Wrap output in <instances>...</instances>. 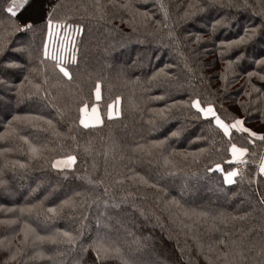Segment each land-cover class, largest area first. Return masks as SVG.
<instances>
[{
	"label": "trees",
	"instance_id": "16d2710c",
	"mask_svg": "<svg viewBox=\"0 0 264 264\" xmlns=\"http://www.w3.org/2000/svg\"><path fill=\"white\" fill-rule=\"evenodd\" d=\"M10 2L0 0V30L25 20L34 30L7 35L0 54V264H264V175L258 171L264 142L249 143L233 130L232 142L249 151L236 183L226 185L220 172L207 168L237 167L228 163L229 138L179 103L198 95L225 122L239 118L264 134V64L258 63L264 29L243 44L221 46L261 25L264 0H28L16 17L5 11ZM50 12L82 27L69 37L76 56L75 63L71 49L66 56L71 80L36 56ZM28 46L31 60L16 51ZM97 82L102 124L84 128L79 109L97 103ZM117 97L119 115L109 118L107 105ZM175 130L179 135L171 136ZM165 138L150 156L136 150ZM29 144L42 149L39 156ZM66 155L76 157L71 169L52 167ZM163 156L174 167L165 169ZM69 198L72 204L60 207ZM39 202L31 214L20 211ZM25 224L56 239L30 236L21 243ZM65 231L75 243L59 235ZM98 232L120 255L97 260L88 246ZM16 249L20 254L9 260Z\"/></svg>",
	"mask_w": 264,
	"mask_h": 264
},
{
	"label": "snow or ice",
	"instance_id": "6c2138e0",
	"mask_svg": "<svg viewBox=\"0 0 264 264\" xmlns=\"http://www.w3.org/2000/svg\"><path fill=\"white\" fill-rule=\"evenodd\" d=\"M28 0H11L9 5L6 7L5 11L11 16L16 17L18 15V9L23 10V8L27 5ZM233 6V5H229ZM125 7H128L125 5ZM164 5L161 4V8H163ZM194 6L192 4L188 5V8L191 9ZM188 13L186 12L185 15ZM142 15L147 16V13H142ZM165 19H167V12L164 13ZM264 15V14H262ZM68 17H65L63 19H54L53 14L50 12L47 14L46 19V39L42 40L41 47L37 50L36 56L39 60V63L44 64L46 61H53L54 67L59 70L60 73H62L63 77L68 78L71 80V73L68 69V67L65 66L67 59L64 55V53L68 52L69 49L72 50V55L70 57V60L72 63L76 62V56H75V40L69 39V37H74L79 35L82 32V27L80 25H74L72 23H68ZM219 23V21H216L211 26L213 30L216 27V24ZM164 27H168L167 24L164 25ZM61 29L64 30V36H60ZM259 29H264V20L261 21V25L253 26L251 28H245L243 35L239 36L238 39L227 41V42H221V46L225 49L231 48L233 46H237L240 44H243L247 39H250L251 36H255L257 31ZM34 30V24L30 20L22 21L21 23H13L11 25V29H3L0 30V54L3 53L6 47V39L5 37L7 35H10L13 32H28ZM168 36L170 38H174L172 36L171 31H169ZM57 39H59L60 43L57 47ZM199 39V37H198ZM17 52L22 53L24 56H26L29 60H31L33 56V51L31 49V46L28 47H20L16 49ZM242 55V54H240ZM240 57L238 56L237 59ZM229 66L233 63V61H229ZM259 64H264V59H261L258 61ZM9 67H22V64L20 63H13L10 64ZM35 71V69H32ZM163 72V69L160 70V72L153 73L152 79H155L157 76L160 75V73ZM249 76H252L253 73L249 72ZM264 79V77H262ZM24 80H28L30 84H32L31 80H29L28 76H24ZM44 83H47V78H45ZM20 87L22 88L23 85L21 84ZM32 88L35 90V94L39 95L43 91V98H47L48 93L46 90L41 89L40 84H32ZM31 95V93H30ZM94 95L95 100L97 103H94L91 106V110L89 112L88 105L85 103L83 107L79 109L81 116L79 119L80 125H82L84 128H89L90 126L99 125L102 123V117L101 113L99 111V101L101 100V88L99 82H97L95 89H94ZM157 99H160L161 97H156ZM119 97L116 98L115 103H119ZM179 103L188 106L196 111L199 118H203L209 122V125H215L216 128L222 131V134L224 137L229 138V152L231 154V160L228 161V163H236V164H246L247 160L244 159L246 154L248 153V148L243 146H237L236 143H233L231 140L233 130L236 133L239 134H246L249 143L253 142L254 139H258L262 142H264V134H258L257 132L247 128L245 126V122L242 119L239 118H233L231 123L225 122L224 119L221 118V116L217 113L214 106L211 103H202L201 99L198 95L190 94L186 100L180 101ZM166 113V109L162 108L158 110V114L163 117ZM118 115L119 113L113 112V104L107 105V115L109 118H112L113 115ZM14 120H19L21 117L16 116L13 117ZM24 119L31 120V119H42V117L36 116H25ZM48 123H51V121H48ZM171 136H178L179 131L175 130L170 133ZM22 139H25L22 137ZM166 139L158 140V141H152L149 145H137L136 150L143 152L146 155L152 154V148L153 147H159L163 145L166 142ZM29 151L30 153L35 157L39 156L42 149L36 147L35 145L29 144ZM201 152L204 151V149L200 150ZM163 167L165 169L169 167H174V161L169 159V156H163ZM76 162V157L74 155H66L65 157L61 159H57L52 163V167L56 168L58 170H63L65 168L71 169L73 165ZM23 165H21L22 167ZM208 172L218 171L223 176V182L226 185H231L236 183L235 177L239 175V172L237 168H231L229 170H225L220 163H215L212 167L207 168ZM258 171L261 175H264V157L261 158V161L258 165ZM167 174L171 175V172H168ZM92 183V181H89ZM72 204L71 198L66 199L61 202L60 207H63L65 205ZM42 206V202H39L37 204L29 205L26 208L20 209V211L33 213L34 210L38 209ZM48 213L55 214L57 209L55 207H48L46 209ZM36 215L39 216V212H36ZM50 219V217H45V220ZM11 223V222H9ZM100 227L99 221H98V228ZM23 233V241L21 243H27L29 240V237L31 236L33 238V242L35 241H43V240H55L56 235H50V236H41L36 233L35 229L32 228L29 224H25L24 227L21 229ZM59 235L63 236L67 239L69 243H75L76 237H74L70 232L65 231L62 233H59ZM0 245H2V242H0ZM88 247L93 248L94 254L97 258V260H102L104 258H107L109 253H114L116 255H120V249L119 247H113L112 244L106 243V237L103 233L98 232L97 236L93 239V241L89 244ZM20 249H16L15 252H12L9 256V260L15 261L16 257L20 254ZM84 251H87V248L84 249ZM123 260V257H121ZM5 264H8L7 261H5ZM123 264H131L128 260H123Z\"/></svg>",
	"mask_w": 264,
	"mask_h": 264
},
{
	"label": "rangeland",
	"instance_id": "374dc122",
	"mask_svg": "<svg viewBox=\"0 0 264 264\" xmlns=\"http://www.w3.org/2000/svg\"><path fill=\"white\" fill-rule=\"evenodd\" d=\"M17 2H19V0H17ZM60 36L61 37H63L64 36V30L63 29H61V31H60ZM59 43H60V41H59V39H57V47L59 46ZM69 51H70V49H69ZM69 51L68 52H66V53H64V55H65V57L69 54ZM113 104V112L114 113H116V112H118L119 113V103L118 104H116L115 102L114 103H112ZM88 110H89V112H90V110H91V108L90 107H88ZM119 115V114H118ZM118 115H113V117L112 118H116ZM102 124V123H101ZM101 124H99V125H101ZM99 125H95V126H99ZM90 127H94V126H90ZM263 157H264V154H263ZM242 165L243 164H237V170H238V172H241L242 170H243V167H242Z\"/></svg>",
	"mask_w": 264,
	"mask_h": 264
}]
</instances>
